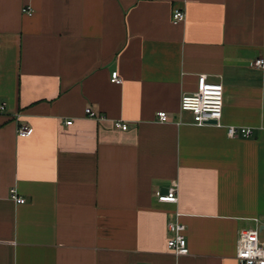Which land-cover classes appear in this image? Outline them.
Instances as JSON below:
<instances>
[{
	"label": "crops",
	"instance_id": "obj_1",
	"mask_svg": "<svg viewBox=\"0 0 264 264\" xmlns=\"http://www.w3.org/2000/svg\"><path fill=\"white\" fill-rule=\"evenodd\" d=\"M257 57L264 0H0V264H237L239 231L264 225ZM199 75L223 85L224 126L179 108ZM170 187L177 205L157 200ZM172 219L187 255L167 248Z\"/></svg>",
	"mask_w": 264,
	"mask_h": 264
},
{
	"label": "built area",
	"instance_id": "obj_2",
	"mask_svg": "<svg viewBox=\"0 0 264 264\" xmlns=\"http://www.w3.org/2000/svg\"><path fill=\"white\" fill-rule=\"evenodd\" d=\"M24 13L32 14L31 7L27 6L22 9ZM185 11L181 7H175L172 11L171 21L174 24L185 20ZM250 66L264 69V58L257 57L250 62ZM111 81L115 84H121L122 78L117 71L111 73ZM181 111L190 112L193 117V123L198 126L212 124L218 127L224 126L221 123L223 108V85L221 83L207 81L206 75H199L197 81V89L195 92L184 94L180 99ZM5 110V104L0 102V111ZM85 115L97 122L107 120L103 114L94 111L91 107L84 110ZM19 115L16 116L19 119ZM215 120V123L209 121ZM157 121L164 123L168 121V115L165 111L157 112ZM69 120L66 124H71ZM112 125L116 129L127 130L128 124L121 120H113ZM226 134L230 138H248L252 135L249 127L226 125ZM32 133V127L27 123H21L17 127V135L25 137ZM156 197L159 202H166L177 205L178 192L177 188L170 187L166 192L156 191ZM10 196L17 204H23L25 199L19 196L14 188L10 189ZM174 214L179 216V212L175 210ZM252 227L243 228L239 231L236 241L237 264H264V240L261 243V232L259 229L258 219L253 220ZM185 225L172 219L168 221L167 229L171 234L167 240V248L176 256L188 254V248L184 235ZM141 264V263H133Z\"/></svg>",
	"mask_w": 264,
	"mask_h": 264
},
{
	"label": "rangeland",
	"instance_id": "obj_3",
	"mask_svg": "<svg viewBox=\"0 0 264 264\" xmlns=\"http://www.w3.org/2000/svg\"><path fill=\"white\" fill-rule=\"evenodd\" d=\"M189 113H190V112H189ZM190 114H191V113H190ZM191 117H192V114H191ZM192 120H193V117H192ZM253 225H254V223L252 224V226H253ZM260 236H261V243H262L263 240H264V230H262Z\"/></svg>",
	"mask_w": 264,
	"mask_h": 264
},
{
	"label": "water",
	"instance_id": "obj_4",
	"mask_svg": "<svg viewBox=\"0 0 264 264\" xmlns=\"http://www.w3.org/2000/svg\"><path fill=\"white\" fill-rule=\"evenodd\" d=\"M209 123H215V120H212V121H209ZM167 189H165V192H166ZM259 229L260 230H264V225H260L259 226Z\"/></svg>",
	"mask_w": 264,
	"mask_h": 264
}]
</instances>
